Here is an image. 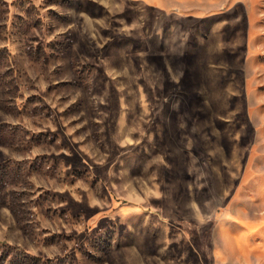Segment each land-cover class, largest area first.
Returning <instances> with one entry per match:
<instances>
[{
    "label": "rangeland",
    "instance_id": "374dc122",
    "mask_svg": "<svg viewBox=\"0 0 264 264\" xmlns=\"http://www.w3.org/2000/svg\"><path fill=\"white\" fill-rule=\"evenodd\" d=\"M0 264H264V0H0Z\"/></svg>",
    "mask_w": 264,
    "mask_h": 264
}]
</instances>
